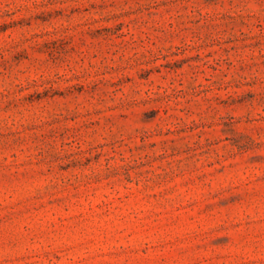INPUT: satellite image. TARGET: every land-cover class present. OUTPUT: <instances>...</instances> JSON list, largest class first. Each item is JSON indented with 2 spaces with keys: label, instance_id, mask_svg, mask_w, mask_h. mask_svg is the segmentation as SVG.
Returning a JSON list of instances; mask_svg holds the SVG:
<instances>
[{
  "label": "rangeland",
  "instance_id": "374dc122",
  "mask_svg": "<svg viewBox=\"0 0 264 264\" xmlns=\"http://www.w3.org/2000/svg\"><path fill=\"white\" fill-rule=\"evenodd\" d=\"M0 264H264V0H0Z\"/></svg>",
  "mask_w": 264,
  "mask_h": 264
}]
</instances>
